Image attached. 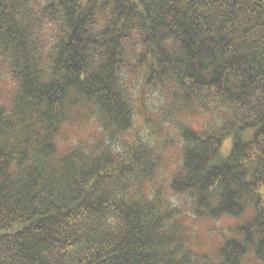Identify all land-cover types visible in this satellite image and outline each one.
<instances>
[{
    "label": "trees",
    "instance_id": "trees-1",
    "mask_svg": "<svg viewBox=\"0 0 264 264\" xmlns=\"http://www.w3.org/2000/svg\"><path fill=\"white\" fill-rule=\"evenodd\" d=\"M0 264H264V0H0Z\"/></svg>",
    "mask_w": 264,
    "mask_h": 264
},
{
    "label": "rangeland",
    "instance_id": "rangeland-1",
    "mask_svg": "<svg viewBox=\"0 0 264 264\" xmlns=\"http://www.w3.org/2000/svg\"><path fill=\"white\" fill-rule=\"evenodd\" d=\"M180 120L190 125L194 129L201 128L205 121L209 120L208 115L202 113V111L194 112L193 114L181 115ZM95 124L92 121H77L75 119L69 120L63 124L58 136L57 146L59 150H65L72 142L77 141H89L94 139L91 135L95 131ZM230 138L224 140L221 151L227 154L230 147ZM225 151V152H224ZM181 155V149L179 146L168 147L166 150V157L163 159L162 169L158 170L155 174L153 184L166 183L172 175ZM181 201V206L185 210L188 202L186 196H171ZM190 204V203H189ZM210 219V218H209ZM183 223V229L188 235L187 246H191L193 251L199 255L212 256L215 259V252L222 239H225L228 234L231 233L230 227L235 222L233 219L226 217L221 218L219 221H207L204 218H193L187 213L180 217Z\"/></svg>",
    "mask_w": 264,
    "mask_h": 264
}]
</instances>
